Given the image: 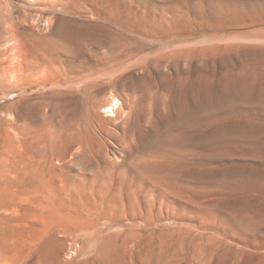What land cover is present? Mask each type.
I'll return each mask as SVG.
<instances>
[{"label": "rangeland", "instance_id": "rangeland-1", "mask_svg": "<svg viewBox=\"0 0 264 264\" xmlns=\"http://www.w3.org/2000/svg\"><path fill=\"white\" fill-rule=\"evenodd\" d=\"M81 1V12L75 16L56 13L59 21L50 26L30 20L32 26L28 23L18 29L31 47L51 53L66 45L67 54L59 50L65 68L70 59L67 55L78 67L93 59L87 55L93 47L83 44V37L126 49L128 71L120 75L122 82L114 94L119 100L115 113L101 111L112 99V88L98 87L96 91L93 86L103 76L88 82L84 72L77 78L80 82L70 83L68 71L60 80V73L56 77L53 73L37 75L40 68L28 71L30 80L15 84L13 66L19 60L11 50L14 43L4 37L5 26H0L1 40H5L0 44V160L5 159L0 161V264H264V249L241 240L237 235L240 222L230 209L221 207L222 179L216 173L221 158L198 155L197 151L185 153L189 166L178 163L169 169L168 160L153 157L154 149H167L168 138H182L176 126L179 104H264V0H99L97 11L112 17L109 23L121 21L122 28L111 27L113 34L96 27L103 25L102 20L84 13ZM12 5L20 7L13 0ZM64 20L67 27L74 23L78 29L68 28L71 33L65 29L66 34L61 29ZM54 30L56 35L65 32L68 42L73 41L71 47L68 43L60 46L63 41L53 36ZM77 51L79 56H73ZM230 74L244 87L232 92L228 100L198 94V99L205 96L206 101H193L192 89L205 83L206 77V83L216 84ZM24 130L33 137L28 144L22 142ZM210 130L208 127L206 132ZM106 131L111 132L110 138ZM73 139L81 141L75 149L70 146L76 142ZM27 153L45 160L22 176L10 166ZM201 160L206 167L197 165ZM156 164L162 168L154 169ZM171 172L186 191L162 181L165 175L171 180ZM26 187H38L45 193V218L39 222L44 224L31 223L22 211L28 205L19 203L25 199ZM243 191L231 199L244 197L248 204L258 196L251 186ZM246 202L242 206L249 209L250 202ZM59 218L69 221L67 226L79 223L80 229L76 226L71 233H56L51 225ZM246 231L241 234L251 237L252 231Z\"/></svg>", "mask_w": 264, "mask_h": 264}, {"label": "bare ground", "instance_id": "bare-ground-1", "mask_svg": "<svg viewBox=\"0 0 264 264\" xmlns=\"http://www.w3.org/2000/svg\"><path fill=\"white\" fill-rule=\"evenodd\" d=\"M13 1L18 3L20 5V7L14 8V6L12 5V0H0V26L1 25L5 26V28H6L5 34L6 35L4 37H5L7 42H13L14 43V45L11 47V50L17 54V59L19 60L17 65L13 66V71L19 76L18 77L15 74V77H17V80H16L17 82H15V84L16 83L23 84L22 79L23 80L26 79L27 81L30 80L29 77L31 76L30 74H32V73H29L28 71L36 72L37 69H40V68H41L39 70L40 72L37 75L41 76L40 73H42V74L53 73L55 75L54 77H56V75L60 73L59 74L60 76L58 79H60L61 76L63 77V75L68 76V74L66 73V71H68V73H70V75L72 74L71 77L70 76L68 77L70 79L67 80L70 83L78 82V81L80 82L81 79L77 81V78H78V76H81V74L84 72H85V74H83V75H85V79H87V81H88V79L94 78V76H101V77L103 76L104 78H105V76L106 77L110 76V78L107 77V80H104V78H102V80H99L97 84L95 82V84H93V86H95V87L97 86L96 91H99V88L100 89H106L107 87L112 88V90H111L112 99L110 101V104L103 105L101 107V111H102V113H106V114L115 113L114 111L117 109V104H118L119 100L116 98V96L114 94L122 82L120 75L122 73L126 72V70L128 71V63H127L128 60H127V58L129 56V52L126 51V49L120 47L119 45H115V46L112 45L111 42L107 41V45H104L105 42L98 40V38H96V37H95L96 39H94V38L89 39V37L84 38L82 36L83 38H80V41H85V42H83V44H86L87 47L89 45H92V47H93V49L91 50L90 53L86 52L87 55L88 54L90 56L92 55L93 59L92 60L87 59L86 62H84V60H83L84 65H82L83 64L82 63V64H80L82 66L78 67V66L74 65V63H75L74 61L70 60L72 56L67 55L65 57L68 58V56H70V59L66 61L67 65L65 68V67H63L64 66V60H62V57L60 56L61 54L59 52V50L61 48L59 50H57V52H51L50 53V52L46 51V49H44L43 47H41V48L38 47L39 49L37 47H31L28 44V41H26V40L24 41L25 38L22 37L23 36L22 33L19 32L18 26H20V27H23L24 25L28 26V23L31 24V26H32L31 21L32 22H34V21L38 22L39 20L43 21L44 24L46 25V27L50 26L59 19L58 17H56L58 15V14L56 15V13H59V14L63 13L65 15L71 14V15L75 16L77 14L76 13L77 11L81 12L78 3L79 2L81 3L82 1L81 0L80 1H78V0H13ZM99 3H100L99 0H89V1L83 0V6L86 10L84 13L89 14L94 19L102 20L100 22H102L103 25L102 26H96V27H99L105 33L107 32L108 34L109 33L113 34L111 27L113 25H115L116 27L118 26L119 28H122L121 21H116L115 23H109L110 21H112V17H109L107 15V13L102 14V13H99L97 11V6L99 5ZM80 6H82V5H80ZM77 8H78V10H76ZM61 22H62V20H61ZM64 22H66V21L65 20L63 21L62 26L64 25L63 27L66 26V28L62 27L61 29H64L62 31H65V29L67 30L68 28H71L73 26L77 27V25L74 23L72 26L67 27V26H69V24L66 25L68 23V21H67V23H64ZM105 23H107V24H105ZM53 29L56 30V28H53ZM77 29H78V27H77ZM55 30L53 32L54 37L56 35ZM71 30H72V28H71ZM74 30H72V31H74ZM67 31L69 32L70 30H67ZM67 31H65L66 34H69L72 32L71 31L68 33ZM91 31H93V33H94L93 29ZM65 32H63L62 34L58 32L59 34H57L55 37V38L58 37L61 39V41H63L60 44V46H62L64 43L65 44L68 43V45L73 44L72 40H71L72 41L71 43L68 42V41H70L69 40L70 38L69 39L66 38L67 35L65 36ZM83 33H85V31ZM87 34H88V32H87ZM87 34H86V37H87ZM90 34H88V35H90ZM108 34H106V35H108ZM114 35H118V34L115 33ZM1 39H2V37L0 36V44H2L3 41H5V40H1ZM60 39H58V41H60ZM35 40H37V39H35ZM55 41H57V40H55ZM83 44H81V45H83ZM43 45H44V42H43ZM74 45L76 47H78L80 44H78V46H77V44H74ZM63 46H62L61 51L62 52L64 51V53L67 54L68 51L65 50L66 45L64 46V48H63ZM70 47H71V45H70ZM70 47H69V49H70ZM52 48H54V46ZM52 48L50 50H52ZM80 48H81V46H80ZM84 49H86V48H84ZM47 50H49V47ZM76 50H77V48H76ZM76 50H74V51H76ZM78 51L75 52L76 54L74 53L73 56L78 55L77 54ZM88 51H90V50L88 49ZM81 55H82V53H81ZM73 58H75V57H73ZM34 69H36V71ZM79 69H82V70H79ZM4 71H6V70L3 69V72ZM23 72H28V73H23ZM35 74L36 73H34L33 75H35ZM33 75H32V77H33ZM35 76L33 78H36ZM118 76H120V77H118ZM32 77H31V80H32ZM50 78H51V75H50ZM205 79L209 80L207 77ZM35 80L36 79H34V81ZM53 80L56 81L55 79H53ZM53 80H51V81H53ZM207 80H206V82H207ZM90 82H92V80ZM93 82H94V80H93ZM50 83H52V82H50ZM205 83H203V84L199 83V85L197 84L198 87L194 85L195 87H197L196 90L192 87L193 89H192V92L190 94H191V97L193 98V101L198 100L200 102H203V101H206L205 98H207V97H205V96L211 97L213 95H220V96H222V101L225 102V100L229 99L232 92L237 90L239 87L240 88L244 87L243 84H241V80H239L236 76H233V74H230L229 76H227V75L223 76L218 81V83H216V84H213V83H206L205 84ZM42 84H44V83H42ZM90 84L88 83V86H90ZM33 85L30 87H33ZM36 85H34V86H36ZM17 86L18 85H16V87ZM85 86H87V84ZM24 87L27 88L28 86L27 87L24 86ZM41 88H43V87H41ZM21 91H22V88H21ZM21 91L19 90L20 93H21ZM23 91L25 92V90H23ZM86 92H88V91H86ZM198 94H204L205 96L204 95L203 96L205 98L201 97L202 99L201 98L198 99L199 96H201V95L198 96ZM170 108H173V107L170 106ZM174 108H176V107H174ZM177 108H176V110L177 111L179 110V113H178L179 118L177 119L179 122L177 123L178 125L176 124V126H177V131L181 134L182 138L176 139V137H179L180 135L179 136L176 135L175 138H170V139L168 138L167 143H165V144H167V149H163V150L162 149H160V150L154 149L153 152L156 151V152H154L156 156L153 155V157L165 159L166 161L168 160V162L170 164V165H168L169 169H170V166L172 164L174 165V164H178V163H181L183 165V168H184V166L187 165L188 161L190 162V160H184L187 157V155L185 153L191 154L192 152L197 151L198 155L203 156L206 153L207 157H208V154H210L211 158L213 156L217 157L218 159L221 158V160H220L221 161L220 171L218 172V170H217V172H216V173H219L217 175V177L219 176L220 179H222V180H220V183H219L220 188H219V192H218V194H220V196L224 197L221 199V207L223 210L227 209V211H228V209H230L229 212L232 215L236 216L237 221L240 222V224H238V225H240L242 227V229L236 223L235 224L239 227V229L241 231H244V232H247L246 230H248V232L252 231V232H250L251 235L248 234L251 237H248L247 235H245V233L241 234V231H239V234H237V235H238V237H240L241 240H243L244 242H246L248 244H251L256 249H264V230L262 231V228L264 226V208H263L264 202L260 201L261 199L264 200V104H179V109H177ZM218 112H219V114H218ZM17 118H19V117H17ZM175 120H176V118H175ZM175 120H174V122H175ZM24 123H27L26 120ZM170 124H173V123H170ZM172 126L173 125H171V128H172ZM208 127H211V130L209 133L206 132V129ZM162 129L164 130V127ZM170 129H169V131H170ZM159 130H160V128H159ZM163 130H162V132H163ZM23 132H24V136L22 138V142H23V144H25V143L28 144L30 139L33 138L31 136V131L28 132V131L24 130ZM178 132L176 133V131H175L176 134H179ZM19 133H20V131H19ZM19 133L17 132L16 134H19ZM110 133L111 132L106 131L105 134H106L107 138L111 137ZM32 134H34V133H32ZM74 134H75V132H74ZM9 136L10 135L7 134L8 138H9ZM157 136H158V134H157ZM7 137H6V139H7ZM77 137L79 138V136H77ZM171 137H172V135H171ZM7 141H8V139H7ZM7 141H6V143H7ZM71 141H70V143H71ZM74 141H76V142H75V144L70 145L71 147L74 148L75 145H80L81 141L79 143L77 142V140H74ZM17 142H19V141H17ZM72 143H74V142L72 141ZM118 144H119V142H118ZM118 146H120V145H118ZM28 147H29V145H28ZM78 148H79V146H78ZM25 154H26V152H25ZM185 155H186V157H185ZM23 156H24V154H23ZM43 156H42V158H43ZM36 157L33 156V154L31 155L30 153H27V155L25 157L20 158L19 161L16 159H14V161H13V159H10L11 161H13V164L10 166V168L12 169V171L18 172L22 176H28L35 169V166L38 167L37 165H41V163L44 162V160H45L44 158H43L44 159L43 160V159H37ZM157 158H155V160ZM3 160H5V159H1L0 161H3ZM7 161H9V159ZM9 162H6V163L9 164ZM8 164H5V165L7 166ZM206 164L202 160L197 162V165L202 166V167L205 166ZM195 165H196V163L192 166H195ZM209 165H210V163H209ZM168 166L165 168H168ZM187 166H189V163ZM160 168H162V167H160V165H158V164H156V166L154 167V169H156V170H159ZM165 168L163 167V169H165ZM172 172L170 175L171 180H168L167 175H165V178H162V181H164V183H168V185L170 183H172L173 187H174L173 189H175V190L186 191L187 190L185 188L186 186L182 185L180 182H178L175 179V177L172 175ZM179 172H180V170H179ZM177 173H178V171H177ZM182 180H184V178ZM199 181L201 182L202 179H200ZM203 182H201V183H203ZM193 183H194L193 185H195L194 181H193ZM191 184H192V182H191ZM205 184L206 183H204V185ZM122 185H123V183H122ZM215 185L217 186V184H215ZM199 186H200V183H199ZM247 186H251L254 189L255 193H257V195H258V196L255 195L257 197H254V198L252 197L251 201H249L250 204L248 202L249 205L245 201L246 204L248 206H250L249 209H248V207H247V209H245L246 207L245 208L243 207L244 206L243 204L245 203L243 200L244 197L237 198V199H233V198L231 199L232 196H234V195L237 196L238 192L245 193V191H243V190ZM189 188H190V185H189ZM166 189H167V187H166ZM191 189L192 188H190L189 190H191ZM23 191L25 193L24 194V196H25L24 201L21 200V202H19L18 199L16 201H18L20 203V205H22V202H27V203H23L25 205L28 204V205H26L27 207L26 208L24 207L25 209H22V211L23 210L25 211L24 214L26 215V219L30 220L31 223L33 221L38 222V223L41 220L44 221V218H45L44 209H45V203H46V200H45L46 196H45L44 191H42V189H40L38 187H29V188L26 187L25 190H23ZM171 193H172V191H171ZM189 193H190V191H189ZM179 195H176V196H179ZM238 196H240V195L238 194ZM248 196H250V194H248ZM248 196H245V197L248 198ZM21 198L19 197V200ZM183 198H185V197H183ZM182 201H183V199H182ZM186 202H188V201L186 200L185 203ZM185 203H183V204H185ZM11 204H13V203H11ZM12 206H14V205H12ZM16 207L21 208L18 205ZM16 209L18 210V208H16ZM19 210L21 211V209H19ZM19 210L16 212H19ZM244 212L246 213V215L242 216V214L244 215ZM22 215H23V213H22ZM22 215H20V216H22ZM238 216H241V217H238ZM245 217L248 219H245ZM236 218L234 217L233 221H236ZM20 219L22 220L23 218H20ZM24 220H25V217H24ZM63 221H64V219H63ZM63 221H61V219L59 218V219L52 222L53 226L51 225V227L57 231L56 233H58V232H69V233H71L72 231H76L77 225H80L79 223H77V225H75V223L72 224L70 222L71 224L68 223V226H67L66 223L69 221H67V220H66L67 222L64 221L65 222L64 225H63ZM39 224L40 225L44 224V222L39 223ZM107 224L110 225L111 223H107ZM32 225H34V224H32ZM70 225L73 227H71ZM104 227L106 228V225ZM78 228L80 229V227H78ZM78 228H77V230H78ZM227 250L228 249H226V253H227ZM231 250H233V249H231ZM231 250H229V253L232 252ZM237 252H239V251H237ZM245 252H247V251H245ZM241 253H239L240 256H242ZM230 254L232 255V253H230ZM234 255H237V253L235 252ZM240 256H238V259ZM225 257H228V256H225ZM233 258H235V256H233ZM226 259H228V258H226Z\"/></svg>", "mask_w": 264, "mask_h": 264}]
</instances>
